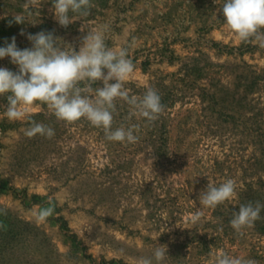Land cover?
Here are the masks:
<instances>
[{"label":"rangeland","instance_id":"obj_1","mask_svg":"<svg viewBox=\"0 0 264 264\" xmlns=\"http://www.w3.org/2000/svg\"><path fill=\"white\" fill-rule=\"evenodd\" d=\"M223 3L94 0L90 16L65 28L51 0H0V47L15 37L30 48L28 33L50 31L78 50L108 24V46H127L135 64L125 87L137 96L154 87L166 106L150 122L117 101L113 128L139 126L136 143H121L38 104L31 118L55 136L28 138V122L9 121L0 97V264H136L159 245L164 264H212L220 252L264 264V210L242 236L229 223L241 204H264V48L228 29ZM0 67L17 71L8 57ZM209 179H233L236 196L204 207ZM49 204L53 215L37 221Z\"/></svg>","mask_w":264,"mask_h":264},{"label":"clouds","instance_id":"obj_2","mask_svg":"<svg viewBox=\"0 0 264 264\" xmlns=\"http://www.w3.org/2000/svg\"><path fill=\"white\" fill-rule=\"evenodd\" d=\"M31 3V0H26ZM54 18L67 28L74 17L87 18L95 7L94 0H51ZM224 22L242 43H255L264 48V0H224L220 8ZM71 14V15H70ZM16 23L23 24L20 15L13 16ZM11 23V21H10ZM108 24L98 26L80 38L79 48L66 43L54 32L40 31L27 34L30 48L19 49L15 37L0 47V59L10 58L17 71L0 67V97L6 98L4 115L9 121H27L24 130L28 138L41 136L52 139L53 127L31 118L29 108L46 105L59 121L67 124L86 120L91 126L101 129L110 142L136 143L138 125L113 128L116 102L131 106V115L147 121H156L165 111L161 95L154 87H147L142 95H131L125 87L135 70L129 48L118 50L106 43ZM25 33L21 31V35ZM102 85V86H98ZM236 182L227 179L217 185L209 179L207 187L199 195V202L206 208H216L236 196ZM264 204L256 201L241 204L233 212L229 223L238 235L251 228L261 218ZM51 204L42 206L36 214L37 221H45L53 215ZM0 214L6 215L5 209ZM203 213L197 211L191 217L198 223ZM3 227V225H0ZM166 246H156L151 256H140L136 264H164ZM212 264H257L243 256H230L227 252L215 255Z\"/></svg>","mask_w":264,"mask_h":264},{"label":"trees","instance_id":"obj_3","mask_svg":"<svg viewBox=\"0 0 264 264\" xmlns=\"http://www.w3.org/2000/svg\"><path fill=\"white\" fill-rule=\"evenodd\" d=\"M64 228H66V227L64 226Z\"/></svg>","mask_w":264,"mask_h":264}]
</instances>
